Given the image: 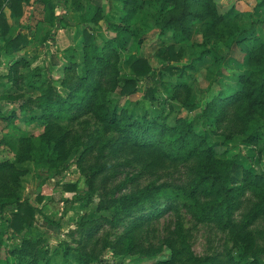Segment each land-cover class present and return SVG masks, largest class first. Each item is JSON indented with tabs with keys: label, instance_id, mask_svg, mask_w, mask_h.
Wrapping results in <instances>:
<instances>
[{
	"label": "trees",
	"instance_id": "trees-1",
	"mask_svg": "<svg viewBox=\"0 0 264 264\" xmlns=\"http://www.w3.org/2000/svg\"><path fill=\"white\" fill-rule=\"evenodd\" d=\"M119 9L124 13L121 25H115V37L105 40L103 46L96 42L94 32L84 30L83 45L76 51L75 58L65 67L67 76L60 82L62 91L47 80L46 86H37L41 95L38 107L41 119L49 123L47 131L37 146L40 153L39 163L49 165L54 172H60V166L74 155L63 136L60 123L77 121L86 114H93L102 126L107 139L95 138L94 145H87L76 153V165L86 170L85 163L92 158V152L98 151L99 157L105 161L95 164L87 176L89 195L95 193L99 184L107 188L116 170L121 166H138L152 173L180 165H192L190 181L184 188L168 185H148L130 193L114 194L104 201L100 210L110 212L104 215L103 222L113 226L124 227L121 235L112 244L114 255L123 259L125 256H139L145 260L154 259L152 264H264V259L254 257L245 261L246 257H233L228 254L198 258L194 256L185 243L176 248L171 242L166 246L171 250L165 255V247L145 246L140 240V233L154 221L169 213H178L181 207L191 213L197 222L214 223L221 230L233 232L237 243L243 244L245 255L251 248V227L264 218V171L246 169L237 158L221 159L217 156L213 145L205 133L195 129L192 123L179 118L175 124L167 123L157 107L152 106L149 114L146 107L139 103V115L134 109L120 107L118 103L108 102L102 85L108 74L115 75L114 88L120 97L130 99L141 86L142 80L151 81L146 99L154 100L156 71L150 62L141 57H131L129 62L133 76L120 78L118 74L120 55L115 51L127 28L132 26L142 10V4L159 2L162 19L157 28L160 36L171 33L176 40L186 43L192 37L197 24H201V36L205 41L216 40L226 47H237L244 55L250 67L248 75L237 78L239 89L231 94L223 91L206 104L203 110L205 120L221 125L223 121L233 123L242 142L257 148L259 154L264 153V39L258 32L257 21L252 29L240 26L238 20L251 17L249 11L236 14L234 8L221 11L220 0H119ZM234 1V0H233ZM243 4L246 0H236ZM70 2L71 4H68ZM39 4L49 13L52 26L43 40L52 35L53 30L69 26L66 16L57 17V8L64 6L66 12L78 13L81 23L96 25L105 14V8L97 0H3L0 2V38L4 45L0 48V64L9 58L7 77L13 80L21 66H29L24 60L15 61L22 48L31 45L25 34L13 35L10 21L22 20L26 8ZM246 4V3H245ZM264 8V0L257 5ZM62 7V6H61ZM69 7V8H68ZM60 23V24H59ZM264 23V21L262 22ZM26 29H31L27 25ZM40 30V27H38ZM163 60V70L171 75L184 74V69L170 65L179 64L184 56L174 46L162 49L158 53ZM190 68H193L190 67ZM75 70L78 74H74ZM74 72V73H73ZM74 74V75H72ZM31 87L33 81L30 83ZM2 85H0L1 87ZM6 86V85H5ZM190 96V88L183 82L176 85L174 98L181 92ZM1 98H7L3 96ZM14 118V117H13ZM29 146L33 147L30 143ZM35 148V147H34ZM18 169L9 161H0V181L4 186L15 180ZM128 183V182H127ZM69 191L77 190L76 186H67ZM116 193V192H115ZM80 199V198H79ZM42 198H38L41 202ZM15 206L9 219L4 220L3 211L6 205ZM249 208L244 211L245 205ZM247 206V207H248ZM38 208L29 200L7 201L0 194V223L4 232H0V264H58L55 257L58 252L50 254L40 241L30 238L31 228L36 221ZM240 216L237 224L236 217ZM4 221V222H3ZM181 230V226L178 228ZM12 230L20 236V243L10 248L3 236ZM84 247L78 251L77 264H117L103 262L100 255L87 247L95 228L86 230ZM10 238H7V241ZM62 264L68 263L71 250L64 248Z\"/></svg>",
	"mask_w": 264,
	"mask_h": 264
},
{
	"label": "rangeland",
	"instance_id": "rangeland-1",
	"mask_svg": "<svg viewBox=\"0 0 264 264\" xmlns=\"http://www.w3.org/2000/svg\"><path fill=\"white\" fill-rule=\"evenodd\" d=\"M260 1L246 0L240 4L236 0H220L219 5L221 11L234 8L238 15L249 11L252 16L238 20L240 26L250 30L258 21V35L264 39V8L257 6ZM97 2L105 8V14L96 25L91 26L81 23L78 13L72 9L68 13L63 5L59 6L55 15L59 18L67 15L65 21L69 26L57 29V25L45 41L43 38L52 30V26L48 20L49 13L43 6L32 5L26 8L22 20L10 21L13 35L26 34L31 40V45L22 48L16 56L15 61L24 60L29 66L19 67L13 80L5 77L10 66L9 58L0 64V161L13 163L19 173L15 180L10 183L7 181L6 187L0 181V194L9 202L16 199L22 202L29 200L38 208L36 221L29 235L31 239L40 241L50 254L58 252L55 263H63L64 248L68 247L71 250L68 263L77 264L78 251L84 252L81 250L84 247L86 230L92 226L95 233L87 250L93 249L100 255L101 261L152 264L154 259L145 260L137 255H128L121 259L114 255L112 244L121 235L124 227L103 222V216L109 215L110 212L100 210V207L114 194L119 196L122 192L130 193L148 185L184 188L190 181L192 165H180L155 173L138 166H121L116 169V174H110L113 177L107 188L99 184L96 192L89 195L86 180L91 167L105 161L99 157L98 151H93L92 158L85 163L86 170L82 171L76 165V153L87 145H94L92 139L108 138L103 134L102 126L93 114H86L77 121L60 123L63 136L74 155L60 166L59 174L54 177L51 175L54 169L39 163L40 156L35 154L40 153L39 149L36 145L33 146V143L41 141L49 125L40 118L38 98L41 92L37 86H46L49 79L51 84L62 91L60 82L67 76L65 67L83 45L84 30L93 31L96 42L103 46L105 40L115 37L114 26L122 24L124 13L119 9V0ZM139 3H143V0H139ZM142 5L137 20L123 33L120 42L114 44V49L120 55V78L133 76L129 65L131 57L145 58L150 62L156 71L154 100L150 103V100L146 99L151 83L149 80H142L139 91L129 100L120 97L118 90L114 88L113 80L116 76L112 74H108L102 85L105 100L118 103L120 107L134 109L137 115L141 110L139 103L146 107L149 114L152 112L151 105H157L159 112L167 117L168 124L173 125L177 119L182 118L192 123L197 131L205 133L219 158H237L244 168L263 172L264 153L259 154L256 147L245 145L233 123L226 120L221 125H216L203 117V110L209 101L222 91L226 94L235 92L239 89L237 78L249 74L250 67L244 55L237 47H226L216 40L205 41L201 36V24L194 27L192 37L186 43L176 40L171 33L161 37L157 28L162 19L160 3ZM27 25L31 26V29H26ZM3 45L0 38V48ZM171 45L177 51L184 52L179 64H170L183 68V75H171L163 70L164 62L158 53ZM192 66L193 68H190ZM74 74H78V71L75 70ZM31 81L35 87L30 86ZM180 82L189 86L190 96L183 91L175 99V87ZM3 96L7 98H1ZM29 143L33 147L29 146ZM67 186H76L77 190L69 191ZM39 197L42 198L41 202H38ZM247 206L246 204L243 213L249 208ZM14 210L15 206L12 204L6 205L3 211L4 220L9 219ZM236 221L239 224L240 216L236 217ZM1 225L0 223L2 233L4 228ZM180 226L181 230L178 229ZM250 231L251 248L245 255L243 244L235 241L232 231H223L214 223H199L189 211L181 207L178 213H169L154 221L140 233L139 238L147 247H165V255L171 253L166 246V242H171L178 249L183 243L187 244L198 258L231 254L238 259L246 257L247 262L256 256L264 259V218L251 227ZM8 237L10 240L7 241ZM3 238L6 239L5 245L10 248L20 243V236L12 230Z\"/></svg>",
	"mask_w": 264,
	"mask_h": 264
},
{
	"label": "crops",
	"instance_id": "crops-1",
	"mask_svg": "<svg viewBox=\"0 0 264 264\" xmlns=\"http://www.w3.org/2000/svg\"><path fill=\"white\" fill-rule=\"evenodd\" d=\"M3 0H0V2H2Z\"/></svg>",
	"mask_w": 264,
	"mask_h": 264
}]
</instances>
